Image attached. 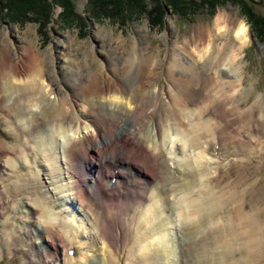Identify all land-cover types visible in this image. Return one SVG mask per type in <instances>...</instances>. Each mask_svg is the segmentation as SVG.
I'll list each match as a JSON object with an SVG mask.
<instances>
[{"label":"bare ground","instance_id":"1","mask_svg":"<svg viewBox=\"0 0 264 264\" xmlns=\"http://www.w3.org/2000/svg\"><path fill=\"white\" fill-rule=\"evenodd\" d=\"M251 43L246 21L220 12L187 37L184 57L166 54L162 85L152 76L163 60L135 41L128 57L117 46L98 56L103 78L68 48L38 59L34 45L8 43L0 116L20 140L0 146L17 153L0 157V255L19 252L23 264H264V179L230 171L225 192L215 163L206 183V160L264 154V93L248 101L243 74ZM12 169L23 178L10 181Z\"/></svg>","mask_w":264,"mask_h":264},{"label":"rangeland","instance_id":"2","mask_svg":"<svg viewBox=\"0 0 264 264\" xmlns=\"http://www.w3.org/2000/svg\"><path fill=\"white\" fill-rule=\"evenodd\" d=\"M87 1L88 0H75L78 12L88 15ZM252 4L255 10L259 14L264 16V0H257L256 3ZM60 10V7L54 8L53 21L50 23L48 29L46 30H41L39 23L34 21H28L26 23H14L6 20L4 22H1L0 60L3 58V51L8 50L6 49V45L8 43L10 45L17 46H21L22 44L31 46L34 45V54L38 59L52 57L59 52L61 53L65 48H68L67 51H70L71 57L73 59L84 62L87 70L94 71V75H96V77L103 78V73L105 72V70H99L97 62L98 56L99 58L103 57L104 54L107 53V49H111L112 51L115 46H117L116 54H120V56L126 55V47L131 44L132 41H135L137 43V46L140 45L141 47H146L147 50L153 53L157 58V61L159 60V58L163 60L164 63H160L156 66V74L152 76L154 81H156L160 77L159 83L162 85L163 79L161 78L160 74L161 71L166 68V54L174 52L180 53V55L184 57L185 54H183L184 51H182L181 47L184 46L183 44L187 37L193 35L196 32L197 27L206 25L207 28H212L218 14L224 11L231 14L234 19L244 20L248 24L247 19L242 14L238 4L230 2L219 5L214 15H210L207 10H201L195 14V17L193 19L186 18L178 14H173L170 10V12H168L165 17L163 26L157 27L150 26L146 18H129L123 23L110 20L108 18L96 20L91 17H89V19L87 20V26H63L58 19V13L60 12ZM248 26L250 28V34L252 35V43L247 46L244 52L245 55L243 59V74L246 77L245 84L247 85L250 92V99L248 101H251L256 94L260 92L264 93V43L256 37L250 24H248ZM101 49L103 51L102 54L101 52H99ZM126 57H128V55H126ZM20 60L21 56L19 55H15L12 59L13 62H17ZM72 61L70 60L68 62L73 63ZM122 62L123 61H121V63ZM59 93L60 95H63L62 87L59 88ZM242 104L245 105V103ZM15 133V130L9 127V125L6 123L5 117L0 116V146L5 148L6 150H11V148L13 149V147H9V145L15 144L17 142V138L20 140L19 136H15ZM238 143L239 142L235 143L234 145H230L228 146V148L233 150V148L238 147ZM16 154L17 153H14L12 154V157H8L4 153H1L0 157L12 158L15 160L17 158ZM228 155L229 156H224L222 159H220L222 162H218L219 160L217 159H213L212 161L206 160V168L208 171H210L209 174H206V183L210 184L209 181L212 176L211 166H214L215 163H220V165H218L219 167H217L218 172L216 174V179L225 192V183L233 179L229 177L230 171L232 174H234V176L236 175L235 177L240 174H238V172L246 171L248 173L255 174L254 177H256V175H260V178L262 177V179H264V165L263 167L260 166V168H257L258 166H254L253 164L256 161H262V163H264V154L261 157L263 160L261 158H258L256 161H253V163L245 162L246 160L237 159L235 157H230L232 155L230 153H228ZM230 159L233 160H231V162L228 164V161ZM121 161H125V159H121ZM126 162L128 161L126 160ZM40 163H42L41 160ZM224 163L225 165H223ZM43 168L47 171V168L44 164ZM14 170L15 169L9 170V174L11 177L10 181L17 180L18 178L22 179L23 175L15 176ZM217 180L212 182L214 186L216 185ZM257 187L258 186H256V188ZM224 201H226V199ZM86 207L88 208V206ZM208 207L209 203L206 199V218L213 221L214 219L208 213ZM24 214L25 213H23V216ZM123 220L125 222V219ZM178 222L183 221H177L176 223ZM181 225L183 229L188 226V224ZM81 239V241L83 242L87 241L86 237L81 236ZM213 240V237H211L209 234H206L204 243L207 242L208 244ZM77 243L80 244V241H78ZM224 244L225 243L222 241V244L219 247L220 249L215 250L214 254L217 251H220L221 248H224L226 246ZM81 247H83V249H86L88 248V244L85 243ZM73 249L75 250V248ZM102 250L105 251V248H102L99 253L102 252ZM108 251L111 252L110 249H108ZM88 252L93 254L92 251ZM94 254H96L95 249ZM204 254L205 252L203 251V256ZM97 256L98 258H100L99 255ZM23 261L24 256L19 252L9 254L4 253L0 255V264H23ZM80 262L84 263V260L81 259Z\"/></svg>","mask_w":264,"mask_h":264},{"label":"trees","instance_id":"3","mask_svg":"<svg viewBox=\"0 0 264 264\" xmlns=\"http://www.w3.org/2000/svg\"><path fill=\"white\" fill-rule=\"evenodd\" d=\"M226 2L238 4L256 37L264 43V16L252 4L257 0H88V15L77 11L75 0H0V23L34 21L46 30L53 21L54 8L60 7L58 19L63 26H87L91 17L123 23L129 18H146L150 26L157 27L163 26L169 10L193 19L201 10L214 15L218 6Z\"/></svg>","mask_w":264,"mask_h":264},{"label":"water","instance_id":"4","mask_svg":"<svg viewBox=\"0 0 264 264\" xmlns=\"http://www.w3.org/2000/svg\"><path fill=\"white\" fill-rule=\"evenodd\" d=\"M168 12H170V11H168Z\"/></svg>","mask_w":264,"mask_h":264}]
</instances>
